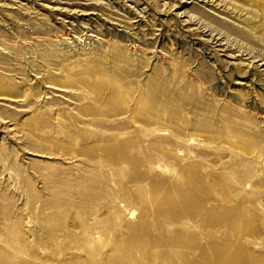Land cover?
Returning a JSON list of instances; mask_svg holds the SVG:
<instances>
[{
  "label": "rangeland",
  "instance_id": "1",
  "mask_svg": "<svg viewBox=\"0 0 264 264\" xmlns=\"http://www.w3.org/2000/svg\"><path fill=\"white\" fill-rule=\"evenodd\" d=\"M0 264H264V0H0Z\"/></svg>",
  "mask_w": 264,
  "mask_h": 264
}]
</instances>
